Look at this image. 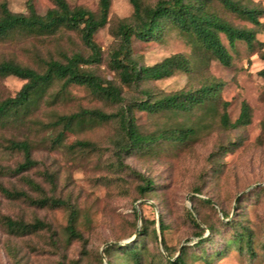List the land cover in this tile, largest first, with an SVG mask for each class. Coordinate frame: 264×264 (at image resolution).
Here are the masks:
<instances>
[{
	"label": "rangeland",
	"instance_id": "374dc122",
	"mask_svg": "<svg viewBox=\"0 0 264 264\" xmlns=\"http://www.w3.org/2000/svg\"><path fill=\"white\" fill-rule=\"evenodd\" d=\"M66 1L71 7L81 6L94 13L98 10V0ZM156 1L142 0L145 5ZM236 1L263 9L258 26L225 9L220 0H208L207 4L210 12L232 25L256 32L253 47L243 41L230 47L220 34L232 57L230 66L221 65L188 36L170 27L158 39L132 36V57L139 64L152 65L182 53L191 61V72L177 71L165 79L126 86L112 68L110 57L119 44L118 25L131 17L133 9L129 0H111L107 23L93 36L101 60L83 65V69L121 86L123 103L143 98L145 89L157 95L221 81L220 100L227 101L225 111L230 121L237 118L245 100L250 122L238 128L222 127L219 115L224 108L220 101L215 108L206 105L190 113L134 110L142 133L185 124L194 127L196 136L185 144L160 141L120 152L123 132L114 116L67 131L62 145L54 147L51 138L60 126H50V122L56 115L81 109L115 114L120 107L84 85L69 84L62 89V81L55 80L25 123L0 125V264H133L118 246L137 242L140 264H167L164 244L170 254L185 246V258L191 264H264V76L259 74L264 67V0ZM2 2L12 12L27 11L26 0ZM32 2L40 15L53 6L51 0ZM76 52L90 54L77 30L62 28L51 35L0 38V61L12 60L37 71H42L50 58L65 61ZM24 82L12 75L0 76V101L14 96ZM23 139L31 143L36 163L17 173L15 168L23 155L6 145L8 140ZM76 141L90 145L74 146ZM25 178L38 187H30ZM145 179L151 181L152 190L141 194L138 188ZM1 188L24 191L32 198L69 201L78 210L76 230L80 236L68 237L66 208L38 207L6 196ZM189 211L202 230L191 222ZM5 217L26 223L39 220L45 226L25 234L14 233L5 224ZM142 217L146 234L137 235ZM160 220L165 225L163 233ZM206 226L212 228L211 234ZM199 239L206 240L198 245ZM108 244L113 248L105 256L102 249Z\"/></svg>",
	"mask_w": 264,
	"mask_h": 264
},
{
	"label": "trees",
	"instance_id": "16d2710c",
	"mask_svg": "<svg viewBox=\"0 0 264 264\" xmlns=\"http://www.w3.org/2000/svg\"><path fill=\"white\" fill-rule=\"evenodd\" d=\"M53 6L45 14L36 12L32 0H26V13L12 12L7 8L5 2L0 4V38L13 35H51L58 30L65 28L77 30L81 40L89 48L90 54L83 56L76 52L65 57V61L50 58L44 62L42 71L21 65L12 60L0 61V76L12 75L25 82L14 96L7 97L0 101V125L20 122L25 123L33 108L45 97L49 87L55 80L62 81V89L69 84L84 85L100 97L114 103H119V110L113 113H106L100 109H81L70 114L56 115L50 122V126H60L56 135L51 138L54 147H59L67 131L82 129L84 126H91L94 122H105L118 117L120 128L123 132V142L118 147L120 152H129L149 146L160 141L172 144H185L192 140L197 131L192 126L181 124L176 127L163 129L157 133H142L136 124L134 110L148 113L177 112L190 113L194 109L210 105L215 108L217 102H221L223 111L219 115V121L224 128H238L250 122V107L245 100L241 102L240 111L234 121H230L225 111L227 101L220 100L221 81H211L201 84L193 89H180L178 91L154 95L150 90L142 91L143 98L131 99L126 103L122 93V87L106 81L97 74L83 69V65L97 63L101 60V50L93 39L95 32L103 27L108 20V13L111 0H98L97 12H92L84 7H71L66 0H51ZM132 6V15L129 19L120 21L117 28L119 39L118 47L112 51L110 62L112 68L119 76L120 82L126 86H137L141 82L156 81L168 78L175 72L181 71L189 74L192 69L190 59L182 53H174L164 57L152 65L139 64L131 52V37L135 36L140 40L161 38L167 28H173L188 36L191 41L211 54L213 59L223 66H230L231 55L221 41L220 34H223L230 47H234L236 41H243L247 46L253 47L256 42L255 30L252 28L237 27L224 20L216 13L207 9L208 0H157L152 5H145L142 0H129ZM223 7L228 11L242 17L252 24L258 26L259 16L263 9L256 6H247L236 0H220ZM264 60V53L262 54ZM264 76V67L259 71ZM57 97L55 94L51 102ZM86 147L90 143L76 141L74 146ZM6 147L9 150L19 151L23 155V161L15 168L17 173L33 167L36 161L32 158V145L27 139L8 140ZM30 187H38L30 178H25ZM152 183L145 179L138 190L141 194L152 190ZM1 191L10 198H21L30 204L38 207H64L68 210L66 232L69 238L79 237L76 230L78 210L69 201L59 197L32 198L24 191L7 190ZM196 192H199L196 190ZM210 204V201L206 200ZM212 206V205H211ZM191 222L199 229L200 224L189 211ZM224 218L226 214L222 212ZM8 229L14 233L25 234L45 226L39 220L33 223H26L21 220L4 218ZM141 225L136 228V234H146L143 224V217L140 218ZM152 224L155 222L152 220ZM210 234L211 227H207ZM160 233L165 230L164 223L159 222ZM202 230V229H201ZM154 234L156 231L154 229ZM200 232L197 236H201ZM206 239H199L196 244H201ZM135 241V240H134ZM163 241V238H162ZM164 244V243H163ZM139 243H130L124 247L118 246L131 258L133 264H140L141 252L138 250ZM112 246L106 245L102 254L108 255ZM165 261L167 264H191L187 262L186 247L181 246L174 254L168 252Z\"/></svg>",
	"mask_w": 264,
	"mask_h": 264
},
{
	"label": "water",
	"instance_id": "95a60500",
	"mask_svg": "<svg viewBox=\"0 0 264 264\" xmlns=\"http://www.w3.org/2000/svg\"><path fill=\"white\" fill-rule=\"evenodd\" d=\"M139 215V214H138Z\"/></svg>",
	"mask_w": 264,
	"mask_h": 264
}]
</instances>
